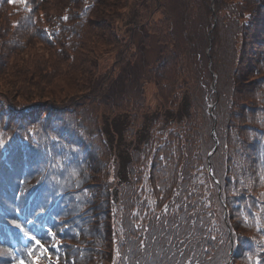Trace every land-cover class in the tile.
I'll list each match as a JSON object with an SVG mask.
<instances>
[{"label": "trees", "instance_id": "1", "mask_svg": "<svg viewBox=\"0 0 264 264\" xmlns=\"http://www.w3.org/2000/svg\"><path fill=\"white\" fill-rule=\"evenodd\" d=\"M212 1L0 0V264H264V0Z\"/></svg>", "mask_w": 264, "mask_h": 264}, {"label": "snow or ice", "instance_id": "2", "mask_svg": "<svg viewBox=\"0 0 264 264\" xmlns=\"http://www.w3.org/2000/svg\"><path fill=\"white\" fill-rule=\"evenodd\" d=\"M4 146H5V139L3 137V134L0 133V148H4ZM60 166L63 167L62 164ZM164 211L165 212L167 211V206H165ZM13 223L15 224V227L17 229H19L21 232L24 233V236L25 237H28V233L27 232H24V229L21 227V225L19 223H16L15 221H13ZM49 234L52 235L53 239H55V234L54 233H51L50 232ZM29 239L34 240L36 245H38L41 249H44V245L41 244L40 240L36 239L34 236L33 237H29ZM45 251H46V249H45ZM33 252H34V249L30 248L28 250V252H27V255L28 256H32L33 255ZM9 255H13L14 256V254L11 253V252H9ZM12 264H25V261L23 259L17 260L15 258H13Z\"/></svg>", "mask_w": 264, "mask_h": 264}, {"label": "rangeland", "instance_id": "3", "mask_svg": "<svg viewBox=\"0 0 264 264\" xmlns=\"http://www.w3.org/2000/svg\"><path fill=\"white\" fill-rule=\"evenodd\" d=\"M210 55L212 56V54L210 53ZM213 59V58H211ZM214 80V78H213ZM146 89V96H147V100L150 106H152L153 108L158 107L159 102L156 96V89H155V83H150L148 82L145 86ZM214 116V115H212Z\"/></svg>", "mask_w": 264, "mask_h": 264}, {"label": "water", "instance_id": "4", "mask_svg": "<svg viewBox=\"0 0 264 264\" xmlns=\"http://www.w3.org/2000/svg\"><path fill=\"white\" fill-rule=\"evenodd\" d=\"M213 133H214V128H213ZM218 141V140H217Z\"/></svg>", "mask_w": 264, "mask_h": 264}]
</instances>
